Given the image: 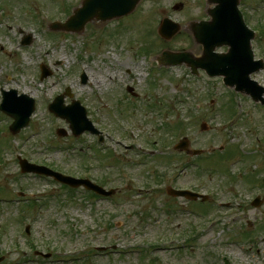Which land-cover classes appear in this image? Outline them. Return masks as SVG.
<instances>
[{
	"label": "rangeland",
	"instance_id": "1",
	"mask_svg": "<svg viewBox=\"0 0 264 264\" xmlns=\"http://www.w3.org/2000/svg\"><path fill=\"white\" fill-rule=\"evenodd\" d=\"M82 1L0 0V104L3 90L35 102L29 126L15 136L9 131L13 120L0 112L1 264H264V108L241 95L234 121L229 102L235 93L221 80L194 77L184 65L159 67L155 60L165 50L199 53L186 26L206 18V1L143 0L122 22L95 21L82 34L52 32L51 24L65 23ZM177 3L184 8L175 12ZM241 3L249 26H264V0ZM165 17L182 28L170 42L157 34ZM253 49L256 59H264L262 38ZM42 65L51 72L44 80ZM252 79L264 86V72ZM60 95L65 106L79 101L85 107L102 145L89 133L75 138L69 124L49 111ZM177 115L189 124L192 149L225 152L239 146L254 158L233 157L225 172L212 160L190 158L196 168L177 178L187 160L181 162L182 154L167 158L183 137L171 140L165 125ZM61 129L65 138L57 133ZM252 134L262 142L256 145ZM95 147L103 160L112 153L109 161L101 163ZM18 157L120 192L111 200L89 198L81 189L72 194L50 180L23 175ZM250 170L262 172L255 185L245 181ZM128 182L149 188L143 191L148 195L140 196ZM169 186L210 196L211 211L203 215L196 205L172 198ZM29 199L37 202L30 209Z\"/></svg>",
	"mask_w": 264,
	"mask_h": 264
},
{
	"label": "water",
	"instance_id": "2",
	"mask_svg": "<svg viewBox=\"0 0 264 264\" xmlns=\"http://www.w3.org/2000/svg\"><path fill=\"white\" fill-rule=\"evenodd\" d=\"M139 1L87 0L84 8L78 11L79 16L72 18L67 25H54L53 29L82 32L85 25L93 19L105 21L128 15L134 10ZM239 3L240 0H209L210 5H215V8L209 11L212 21L195 25L193 28L196 43L204 48L201 59L194 58L189 53L175 54L165 52L160 60L165 61L168 66L181 65L186 62L192 66L194 71L198 68H203L212 77L224 76L227 86L236 87L238 91L252 96L256 102L264 104V89L251 82L249 77L251 73L262 69L263 64L261 62L254 63L253 61L254 55L251 40L254 39V34L243 23L242 16L238 11ZM178 28V26L173 25L169 21H165L159 34L162 38L170 40L178 32ZM222 46H228L229 52L225 55L215 54L214 51ZM45 73V75H48V72ZM15 95L16 92L5 94V101L1 107L4 113L15 119L11 127V131L14 134L29 124L30 117L34 113V102L32 100L24 96L23 99H25L27 105L22 107L14 100ZM57 101L59 104L52 106L51 111L57 116L67 119L75 133L81 134L88 129L84 114L82 118L78 119L71 115L69 109L63 108V97H60ZM178 148H183V144ZM22 168L23 172L52 175L58 181L69 183L72 186L84 183L87 187H91L87 182H76L69 178H63L47 169L31 166L27 162H22Z\"/></svg>",
	"mask_w": 264,
	"mask_h": 264
},
{
	"label": "bare ground",
	"instance_id": "3",
	"mask_svg": "<svg viewBox=\"0 0 264 264\" xmlns=\"http://www.w3.org/2000/svg\"><path fill=\"white\" fill-rule=\"evenodd\" d=\"M102 82H97L98 85H100Z\"/></svg>",
	"mask_w": 264,
	"mask_h": 264
}]
</instances>
